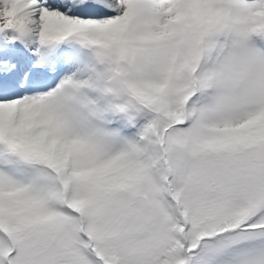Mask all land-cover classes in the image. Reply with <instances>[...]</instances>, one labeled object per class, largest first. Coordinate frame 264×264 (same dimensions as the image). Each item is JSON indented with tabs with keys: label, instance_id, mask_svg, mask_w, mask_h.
I'll return each instance as SVG.
<instances>
[{
	"label": "snow or ice",
	"instance_id": "obj_1",
	"mask_svg": "<svg viewBox=\"0 0 264 264\" xmlns=\"http://www.w3.org/2000/svg\"><path fill=\"white\" fill-rule=\"evenodd\" d=\"M0 264H264V0H0Z\"/></svg>",
	"mask_w": 264,
	"mask_h": 264
}]
</instances>
